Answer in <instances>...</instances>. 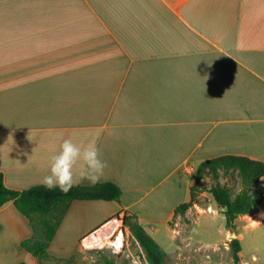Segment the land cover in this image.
<instances>
[{
	"label": "crops",
	"instance_id": "obj_1",
	"mask_svg": "<svg viewBox=\"0 0 264 264\" xmlns=\"http://www.w3.org/2000/svg\"><path fill=\"white\" fill-rule=\"evenodd\" d=\"M66 138L97 144V184L122 195L73 201L46 258L73 257L125 215L153 239L170 228L202 162H264V0H0L5 185H43ZM262 213L264 200L236 219L241 245ZM32 234L14 202L1 207L0 264H43L22 246Z\"/></svg>",
	"mask_w": 264,
	"mask_h": 264
},
{
	"label": "trees",
	"instance_id": "obj_2",
	"mask_svg": "<svg viewBox=\"0 0 264 264\" xmlns=\"http://www.w3.org/2000/svg\"><path fill=\"white\" fill-rule=\"evenodd\" d=\"M221 173H236L243 189L233 198L231 188L219 182ZM211 175L217 182L209 189L217 205L223 209L226 217V228L231 231L229 242L233 256V264L241 263L242 245L236 236V219L243 215L255 212L264 200V162L243 156L226 155L212 158L202 162L197 170V179ZM121 189L113 183H99L92 186L76 185L67 193L59 188L47 189L44 185L33 186L24 191H15L5 185L4 175L0 172V208L9 202H14L17 210L26 216L32 229L36 224H41L44 229L46 241L31 244L30 238L22 242L23 248L33 256L42 260L48 257L49 246L63 220L68 207L76 200H115L119 201ZM195 186L191 188V201L177 207L175 215H185L195 204ZM134 216L125 215L122 221L125 226H130L136 240L147 253L152 264H162L163 252L159 244L139 225L132 223Z\"/></svg>",
	"mask_w": 264,
	"mask_h": 264
},
{
	"label": "rangeland",
	"instance_id": "obj_3",
	"mask_svg": "<svg viewBox=\"0 0 264 264\" xmlns=\"http://www.w3.org/2000/svg\"><path fill=\"white\" fill-rule=\"evenodd\" d=\"M219 182L231 188L234 198L242 189V183L236 173H221ZM217 182L211 175L196 180L195 204L185 215H176L170 228L158 226L153 232L163 252L162 264H233L232 251L229 246L230 235L227 233L226 217L209 193V189ZM212 210H211V209ZM132 223H137L135 217ZM31 244L46 241L41 224L33 227ZM124 242V252L115 253L114 247L107 242L119 234ZM97 243H84L73 257L66 260L43 258V264H131L129 255L141 254L148 259L147 253L134 237L130 226L119 222L116 230ZM102 238V237H100ZM99 241V242H98ZM242 264H264V227L249 229L244 232L242 241Z\"/></svg>",
	"mask_w": 264,
	"mask_h": 264
},
{
	"label": "clouds",
	"instance_id": "obj_4",
	"mask_svg": "<svg viewBox=\"0 0 264 264\" xmlns=\"http://www.w3.org/2000/svg\"><path fill=\"white\" fill-rule=\"evenodd\" d=\"M106 167L94 141L76 143L72 138H66L59 151L50 157L49 174L43 177L41 183L49 190L59 188L67 193L78 180L86 179L92 185L97 184Z\"/></svg>",
	"mask_w": 264,
	"mask_h": 264
},
{
	"label": "built area",
	"instance_id": "obj_5",
	"mask_svg": "<svg viewBox=\"0 0 264 264\" xmlns=\"http://www.w3.org/2000/svg\"><path fill=\"white\" fill-rule=\"evenodd\" d=\"M120 235H122V232H120L117 235H114V237L108 241L107 243L110 244L112 247H114L115 253H122L124 252V242L120 240ZM88 241V239L85 241V243ZM131 257V264H150L144 254L141 252V254H135V255H129Z\"/></svg>",
	"mask_w": 264,
	"mask_h": 264
},
{
	"label": "bare ground",
	"instance_id": "obj_6",
	"mask_svg": "<svg viewBox=\"0 0 264 264\" xmlns=\"http://www.w3.org/2000/svg\"><path fill=\"white\" fill-rule=\"evenodd\" d=\"M97 238H98V237H94V238H92L88 243H89V244H93V243H91V242H97Z\"/></svg>",
	"mask_w": 264,
	"mask_h": 264
}]
</instances>
